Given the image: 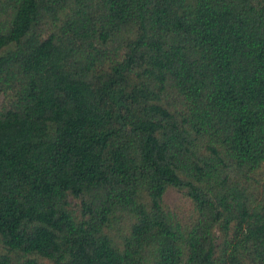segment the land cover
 I'll return each instance as SVG.
<instances>
[{"label": "trees", "instance_id": "obj_1", "mask_svg": "<svg viewBox=\"0 0 264 264\" xmlns=\"http://www.w3.org/2000/svg\"><path fill=\"white\" fill-rule=\"evenodd\" d=\"M0 96V264H264V0H0Z\"/></svg>", "mask_w": 264, "mask_h": 264}, {"label": "rangeland", "instance_id": "obj_2", "mask_svg": "<svg viewBox=\"0 0 264 264\" xmlns=\"http://www.w3.org/2000/svg\"><path fill=\"white\" fill-rule=\"evenodd\" d=\"M1 100V96H0ZM71 200V199H70ZM162 202L164 205H166L169 210H171L175 215L181 219L185 220L188 213L191 210V203L189 199L184 196V194L173 188V187H167L165 191L162 194ZM71 206L73 207V201L71 200ZM4 250L0 245V253H3ZM36 264H47L44 261L39 260Z\"/></svg>", "mask_w": 264, "mask_h": 264}]
</instances>
